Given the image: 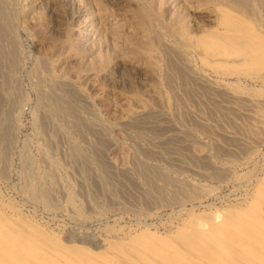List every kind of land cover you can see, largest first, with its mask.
<instances>
[{"label":"rangeland","instance_id":"374dc122","mask_svg":"<svg viewBox=\"0 0 264 264\" xmlns=\"http://www.w3.org/2000/svg\"><path fill=\"white\" fill-rule=\"evenodd\" d=\"M5 1L0 205L93 247L90 238L162 234L176 217L243 204L262 177L264 130L253 124L264 113V75L235 62L239 78L206 83L172 28L198 33L191 10L204 2L264 39L261 0ZM139 105L153 110L121 123Z\"/></svg>","mask_w":264,"mask_h":264},{"label":"bare ground","instance_id":"6f19581e","mask_svg":"<svg viewBox=\"0 0 264 264\" xmlns=\"http://www.w3.org/2000/svg\"><path fill=\"white\" fill-rule=\"evenodd\" d=\"M25 1L12 3L24 8L28 3ZM2 9L4 7L0 6L1 17ZM87 10L81 9L87 23L92 24L94 13ZM191 11L189 25L198 27L199 32L190 34L181 23H175L172 32L181 45L198 57L200 69L192 71L196 77L206 83L224 85L226 76L240 77L231 68L235 64L253 65L264 75L262 35L239 25L238 14L221 5L203 2ZM204 20L211 25L202 26ZM2 25L6 27V23ZM208 72L216 78H210ZM57 84L62 87L66 82L60 80ZM248 102L252 108L259 101L250 97ZM149 110L153 108L139 105L128 112L121 123L144 116ZM254 117L253 126L264 130V113L255 111ZM261 173L262 177L240 206L176 217L168 221L169 229L162 234L139 227L119 232L117 237L97 236L89 240L93 247L82 241L74 242L76 238L66 240L49 234L34 221L0 205V264H264V164Z\"/></svg>","mask_w":264,"mask_h":264}]
</instances>
